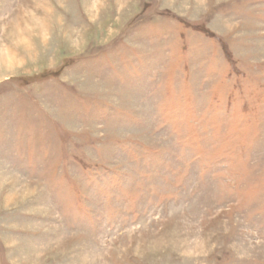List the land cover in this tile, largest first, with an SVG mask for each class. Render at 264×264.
<instances>
[{
    "label": "rangeland",
    "instance_id": "rangeland-1",
    "mask_svg": "<svg viewBox=\"0 0 264 264\" xmlns=\"http://www.w3.org/2000/svg\"><path fill=\"white\" fill-rule=\"evenodd\" d=\"M0 264H264V0H0Z\"/></svg>",
    "mask_w": 264,
    "mask_h": 264
}]
</instances>
